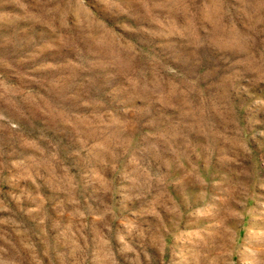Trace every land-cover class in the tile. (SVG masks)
<instances>
[{"label":"rangeland","instance_id":"rangeland-1","mask_svg":"<svg viewBox=\"0 0 264 264\" xmlns=\"http://www.w3.org/2000/svg\"><path fill=\"white\" fill-rule=\"evenodd\" d=\"M0 264H264V0H0Z\"/></svg>","mask_w":264,"mask_h":264}]
</instances>
